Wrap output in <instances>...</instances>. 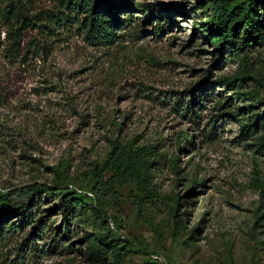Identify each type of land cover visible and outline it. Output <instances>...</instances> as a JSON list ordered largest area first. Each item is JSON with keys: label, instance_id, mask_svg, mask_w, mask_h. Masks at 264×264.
Instances as JSON below:
<instances>
[{"label": "rangeland", "instance_id": "1", "mask_svg": "<svg viewBox=\"0 0 264 264\" xmlns=\"http://www.w3.org/2000/svg\"><path fill=\"white\" fill-rule=\"evenodd\" d=\"M20 1L35 16L15 50L0 23V193L19 205L22 186L61 175L80 197L65 233L54 195L37 199L39 226L4 228L0 264H264V36L218 49L203 22L220 0H129L156 16L132 8L95 43L43 19L52 0ZM142 145L146 192L97 189L95 163Z\"/></svg>", "mask_w": 264, "mask_h": 264}, {"label": "trees", "instance_id": "2", "mask_svg": "<svg viewBox=\"0 0 264 264\" xmlns=\"http://www.w3.org/2000/svg\"><path fill=\"white\" fill-rule=\"evenodd\" d=\"M57 9L50 14L46 12L45 17L64 21L66 19L75 23L84 35L95 43H110L116 37L114 29H121L129 26L135 17H125V12L136 8L142 13L143 18L148 21L152 18V11L140 3H132L129 0H52ZM229 0H220L211 7V13L207 17L204 15L203 29L211 35L213 32V42L218 49L225 46H252L263 40L264 19H261V6L264 0H237L230 8H225V3ZM233 1V0H230ZM0 7V23L5 25L4 33L8 38V45L11 50H15L19 40V34L24 26L32 23L33 17L24 14V4L20 0H2ZM124 15V16H122ZM122 16V17H121ZM227 24L229 26L227 27ZM264 147V141H263ZM149 148L147 146H125L114 147L102 163H95L91 177L97 189H105L112 193L110 188L114 185L124 183L128 178H134L136 187L146 192L148 178L151 173L148 159ZM111 172L110 176L104 179V174ZM58 181L51 184L32 182L21 187L25 196V202L19 205L10 204L8 193H0V234L4 228L12 229L16 232V227H23L31 224L27 237L39 225L34 223V212L37 202L43 195H54L56 208L60 211V220L63 224L62 232L65 233L67 225L72 218L73 202L78 200L80 195L74 191H68L63 186L62 176L57 175ZM94 205L99 202V191H92L89 188ZM52 210H46L51 212ZM15 218V219H13ZM40 218V217H39ZM87 248L93 256L98 252V239L87 238ZM155 262V261H154ZM158 264V263H157Z\"/></svg>", "mask_w": 264, "mask_h": 264}, {"label": "built area", "instance_id": "3", "mask_svg": "<svg viewBox=\"0 0 264 264\" xmlns=\"http://www.w3.org/2000/svg\"><path fill=\"white\" fill-rule=\"evenodd\" d=\"M151 258L153 260H157V261H160V262H163V258L160 256V255H151Z\"/></svg>", "mask_w": 264, "mask_h": 264}]
</instances>
